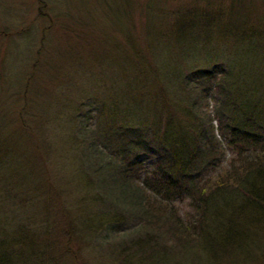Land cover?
Instances as JSON below:
<instances>
[{"label": "trees", "instance_id": "1", "mask_svg": "<svg viewBox=\"0 0 264 264\" xmlns=\"http://www.w3.org/2000/svg\"><path fill=\"white\" fill-rule=\"evenodd\" d=\"M232 11L190 14L181 23L188 39L175 41L180 54L153 53L143 66L130 48L126 97L119 91L105 103L102 91L97 106L86 101L74 110L94 210L66 222L69 241L108 245L117 264H215L211 255L248 264L257 256L245 220L264 218V32L236 24ZM243 29L242 46L223 52L230 32ZM84 108L91 112L80 116ZM224 144L236 153L228 162ZM15 241L23 251L22 235ZM189 242L203 244L201 254ZM25 259L0 240V264Z\"/></svg>", "mask_w": 264, "mask_h": 264}, {"label": "rangeland", "instance_id": "2", "mask_svg": "<svg viewBox=\"0 0 264 264\" xmlns=\"http://www.w3.org/2000/svg\"><path fill=\"white\" fill-rule=\"evenodd\" d=\"M44 2L0 0V240H7L14 254L23 252L28 264H117L119 255L108 245L79 244L74 236L69 241L74 232L66 222L78 223L94 210L86 201L90 196L78 162L74 110L86 101L97 106L102 91L105 103L119 91L126 97L124 62L134 55L130 48L141 55L143 66L153 53L180 54L175 41L188 39L181 23L190 14L230 7L236 24L248 22L264 32V0ZM210 21L206 24L213 25ZM244 31L230 32L221 50L235 53ZM89 112L84 108L80 116ZM222 148L226 162L235 156L228 145ZM259 216L245 220L257 254L248 264H264V218ZM20 235L23 251L15 241ZM202 245L189 242L187 248L198 255ZM211 256L215 264H233Z\"/></svg>", "mask_w": 264, "mask_h": 264}]
</instances>
